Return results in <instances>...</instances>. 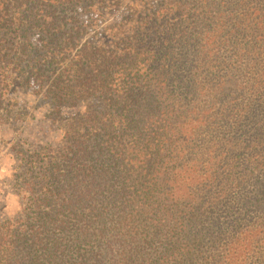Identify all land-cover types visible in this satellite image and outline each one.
Here are the masks:
<instances>
[{
  "label": "trees",
  "instance_id": "obj_1",
  "mask_svg": "<svg viewBox=\"0 0 264 264\" xmlns=\"http://www.w3.org/2000/svg\"><path fill=\"white\" fill-rule=\"evenodd\" d=\"M257 1L0 0V77L13 66L17 82L26 75L21 89L71 120L59 158L30 182L25 216L0 223V264L264 257V221L242 227L249 212L264 211ZM222 119L251 141L196 157L199 138L211 141ZM246 152L255 191L233 198L245 180L233 169L221 178L219 167Z\"/></svg>",
  "mask_w": 264,
  "mask_h": 264
},
{
  "label": "rangeland",
  "instance_id": "obj_2",
  "mask_svg": "<svg viewBox=\"0 0 264 264\" xmlns=\"http://www.w3.org/2000/svg\"><path fill=\"white\" fill-rule=\"evenodd\" d=\"M255 5L261 6L264 11V0H258ZM213 24L216 26L215 21ZM226 28L228 31L232 29L231 21H228ZM259 47L262 46H257V49ZM6 69L8 73L0 77V223L25 216L31 192L30 182L38 172H43L42 167L49 160L59 158L66 145L64 130L71 124V120H61L43 96H34L28 91L29 89H21L19 83L26 75L17 82L15 80L17 77L11 74L13 66ZM261 98L263 99L264 96ZM245 99L248 101L250 98L242 97L240 101L247 103ZM255 101L257 102L258 99L255 98ZM74 111L73 108L68 109L64 116L72 117ZM225 121L224 119L219 121L220 130L214 131L211 141H208L206 145L201 141L202 138L205 139V136L199 138L200 140L196 143V146H199L196 157H199L208 147H216L215 150H217L229 141H234L236 145L251 141L252 137H248L243 130L229 129V126L236 125L235 120H228L227 123ZM247 125L249 124L245 120L239 124L242 128H247ZM222 151L218 150L217 153ZM206 155V152L203 153L202 159ZM261 155L264 156L263 151ZM235 157L236 160L230 164L223 161L219 167V175L221 178L228 177L233 169L231 178L235 181L245 180L244 185L232 194L233 198H239L249 191H255L254 182L250 181H254L257 173L247 180L245 177L247 172L254 168L253 162L249 159L251 155L246 152L241 159L237 158V153ZM225 158L235 159L233 154ZM229 165H233V168H229ZM262 221H264V211L252 210L242 220V227L243 229L251 227L253 223ZM250 257L246 264H264V257L258 254Z\"/></svg>",
  "mask_w": 264,
  "mask_h": 264
}]
</instances>
